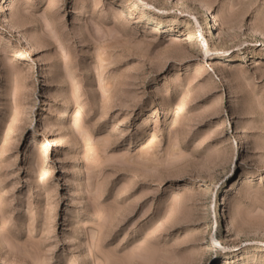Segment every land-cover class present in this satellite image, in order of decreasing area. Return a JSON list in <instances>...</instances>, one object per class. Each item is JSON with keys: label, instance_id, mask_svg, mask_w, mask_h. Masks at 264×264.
Here are the masks:
<instances>
[{"label": "rangeland", "instance_id": "1", "mask_svg": "<svg viewBox=\"0 0 264 264\" xmlns=\"http://www.w3.org/2000/svg\"><path fill=\"white\" fill-rule=\"evenodd\" d=\"M185 1L0 0V264H264V0Z\"/></svg>", "mask_w": 264, "mask_h": 264}, {"label": "bare ground", "instance_id": "2", "mask_svg": "<svg viewBox=\"0 0 264 264\" xmlns=\"http://www.w3.org/2000/svg\"><path fill=\"white\" fill-rule=\"evenodd\" d=\"M177 8L180 10V8H184L187 10H191L196 14H199V10L193 6L192 4L189 5V3H187L185 0H177ZM198 18L195 16V20H197ZM252 37V36H251ZM254 42H256V44H259V46L261 45V43H259V41L257 39H253ZM65 117V110L62 111V115L60 118H64ZM141 137V135H139ZM142 141V139H141ZM224 254H228L227 252H225ZM87 263V262H86Z\"/></svg>", "mask_w": 264, "mask_h": 264}]
</instances>
